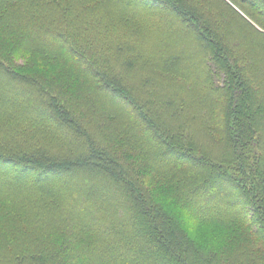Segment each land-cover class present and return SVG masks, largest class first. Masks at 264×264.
I'll return each mask as SVG.
<instances>
[{
    "label": "rangeland",
    "instance_id": "1",
    "mask_svg": "<svg viewBox=\"0 0 264 264\" xmlns=\"http://www.w3.org/2000/svg\"><path fill=\"white\" fill-rule=\"evenodd\" d=\"M248 2L0 0V159L46 179L0 174V264H107L100 227L135 205L171 216L208 264H264L245 219L199 220L158 175L175 134L183 157L222 160L234 86L264 102V1L257 24Z\"/></svg>",
    "mask_w": 264,
    "mask_h": 264
},
{
    "label": "trees",
    "instance_id": "2",
    "mask_svg": "<svg viewBox=\"0 0 264 264\" xmlns=\"http://www.w3.org/2000/svg\"><path fill=\"white\" fill-rule=\"evenodd\" d=\"M260 1L249 0L248 8L245 6L240 8L256 24L259 18H256L258 12L256 13L254 8ZM261 5L264 9V3ZM231 92L233 94L228 105L229 115L226 117L230 144L222 160L216 162L205 156L183 157L185 149L180 150L178 146H186L185 142L178 141L177 134H175L177 142L168 136L173 144L163 139L169 146L164 152H160V156L168 164H165L166 167H162V172L158 174L165 180H159L165 181V183L162 181L164 184L169 181L171 186H173L171 182L174 179L177 180L174 184L176 198L190 201V205L186 206L191 207L192 214L199 220L219 218L225 213L233 212L238 222H244V219L248 222L255 236L264 244V146L262 145L264 143V137H262L264 136V102L259 100L254 91L244 82L234 86ZM151 143H156V136L153 137ZM143 152L149 160L153 158L154 163H158L159 158L149 148L143 147ZM168 156L171 158H167ZM2 159L10 163L6 162L8 166L4 165L5 161L0 163L2 164L0 174L7 177L9 175L12 178L19 176L25 178L35 173L37 179L46 181L43 173L33 171L28 167L19 168L15 159ZM12 166H15V169H12ZM9 171L11 174L7 173ZM234 173H237L240 179L236 178ZM47 175L45 177L49 180L61 179L60 175L55 172L52 176ZM212 186H217V188L211 189ZM110 189H112L111 186ZM184 190L188 192V195ZM116 198L118 199V196ZM84 203L86 202L83 201ZM126 209L127 207L123 211L124 217L120 219L116 218V211L111 212L112 223L117 221L116 228L103 225L100 227V235L110 240L106 241L108 243L105 247L106 251L103 250L104 254L101 256L104 262L107 264H147L144 260L148 258V263L162 261L163 264H208L207 259L202 258L201 250L175 220L162 209L159 210V214L157 213L146 222L143 219L144 212L142 214L138 205H135L131 211ZM145 215L148 217L147 214ZM118 225L125 226L127 235ZM135 254H140L137 257L139 261L131 262L130 259Z\"/></svg>",
    "mask_w": 264,
    "mask_h": 264
}]
</instances>
